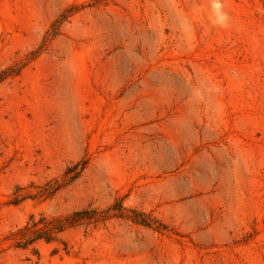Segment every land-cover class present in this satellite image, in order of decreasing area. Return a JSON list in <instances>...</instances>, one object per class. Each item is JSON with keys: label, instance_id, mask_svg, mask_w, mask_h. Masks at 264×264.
Returning a JSON list of instances; mask_svg holds the SVG:
<instances>
[{"label": "rangeland", "instance_id": "374dc122", "mask_svg": "<svg viewBox=\"0 0 264 264\" xmlns=\"http://www.w3.org/2000/svg\"><path fill=\"white\" fill-rule=\"evenodd\" d=\"M0 264H264V0H0Z\"/></svg>", "mask_w": 264, "mask_h": 264}, {"label": "trees", "instance_id": "16d2710c", "mask_svg": "<svg viewBox=\"0 0 264 264\" xmlns=\"http://www.w3.org/2000/svg\"><path fill=\"white\" fill-rule=\"evenodd\" d=\"M82 212H76L74 216L80 215ZM68 222L61 223L58 226H53L47 223H44L42 227L38 223L34 224L33 226L29 225L22 228L20 231L23 233L22 237L19 241V245L26 247L38 239L44 238L48 242L56 239V232L62 231L65 227L73 225L76 220L70 221V218L67 219Z\"/></svg>", "mask_w": 264, "mask_h": 264}]
</instances>
